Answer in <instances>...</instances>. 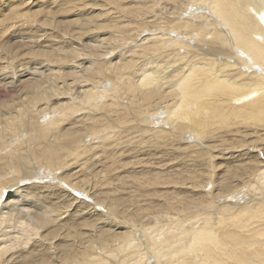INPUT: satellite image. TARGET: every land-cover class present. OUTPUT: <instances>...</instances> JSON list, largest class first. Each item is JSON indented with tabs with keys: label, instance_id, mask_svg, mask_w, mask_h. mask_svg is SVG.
<instances>
[{
	"label": "bare ground",
	"instance_id": "6f19581e",
	"mask_svg": "<svg viewBox=\"0 0 264 264\" xmlns=\"http://www.w3.org/2000/svg\"><path fill=\"white\" fill-rule=\"evenodd\" d=\"M194 1L198 4L197 9L202 10L204 3V8L210 6L209 14L213 16L214 13L216 16L208 19L207 13V16L201 14L200 17L197 16L199 19L188 18L194 21L190 26L185 22L175 29H172L173 24L167 26L157 32L158 36L152 42L157 60L165 57L172 59V63H176L175 68L180 71L172 85V96L176 98L170 105L171 110L166 109L163 121L171 128L168 130L160 127V130L153 131L152 136L160 140L159 144L156 142L158 146H155L158 149L164 148L169 139L174 142L181 137L179 146L191 139L187 143L190 149L189 161L193 162H189L190 165L193 164L191 166L211 172L213 167L219 169L216 164L220 161L233 163L231 166L242 169L237 173L241 177L238 178L235 174V179L226 175L215 178V174L210 175V172L202 173V177L196 175L204 181L203 184L200 182L202 185L205 181L212 183L213 191L205 193V196L208 194V199L201 194L193 200L185 201L181 207L171 205L169 210V205L166 204L163 206L166 213L170 214L171 210H179L180 213L176 212L175 216L174 213H171L172 216L160 215L165 218L139 220L140 228L129 221L130 218L119 213L118 208L124 197L111 200L110 207L99 202L101 200L90 202L92 209L96 206L103 208L101 211L87 208L75 213L72 210L76 201L72 200L74 196L64 185L50 181L37 186L32 181L33 185L28 189L34 197L37 196L35 198L38 200H35L42 203L40 208L54 214V218L50 217L53 224L47 226L45 223L49 222L48 216L40 215V211L35 210L38 213L31 215L28 211L25 213L19 209L17 204L15 207V196L20 195L24 184H31L27 179L34 174V164H31L29 157H35V167L37 164L49 167L55 175L57 171L70 165L72 158H68L76 154L73 150L77 152L79 147L81 149L80 136L78 132L67 131L64 127L58 129V122L55 120L45 125L36 124L25 117L28 109L26 111L25 108L22 110L11 107L8 115L13 119L7 121V128L15 132L27 127L28 132L27 137L24 136V143L22 140V143H16L12 148L6 146V138L2 140L4 135L0 136V146H5L4 151L0 152V174L4 176L0 177L3 178L0 180V264H264V0H192L193 3ZM201 18L208 22L201 21ZM177 21L178 19L175 23ZM216 26L228 28L232 42L229 47L235 52L230 51L229 47L223 49L230 41L227 44L220 41L222 35L226 34L214 28ZM181 49L184 51L180 52ZM47 57L53 60L51 56ZM124 69L125 64H121L119 71L123 72ZM158 74L157 69L153 72L143 70L138 81L133 83L126 80L124 88L133 91L131 96H134V91H140L144 100L149 99L160 91L163 77ZM140 84L142 88L139 90L137 85ZM29 87L32 89L28 100L30 106L38 102L44 95V90H38L33 85ZM94 91L89 90L90 93ZM69 109L71 108L67 107L64 114ZM251 117L257 121L256 125L244 122L235 127V134L232 135L234 142L226 145L222 137H226V133L227 136L231 134L227 129L228 121L232 118L236 121ZM91 122V125L100 123L98 118ZM95 126L92 125L89 129L96 130ZM5 127L4 124L1 129L4 130ZM213 127L218 131L211 136L210 128ZM50 130L52 138L48 137ZM97 132L96 130L90 134ZM105 133L103 132L104 135L108 134ZM10 136L13 138V135ZM134 144H137L136 140ZM235 144L238 145L237 149L230 148ZM113 145L117 148L120 143ZM139 146L141 145L138 143L137 147ZM179 146L173 147L174 152ZM25 147L26 151L20 152ZM143 148L141 150H146ZM215 158L219 160L214 161ZM73 168L72 166L71 169ZM9 169L13 174L5 178ZM69 174L65 172V176ZM190 181L188 192L192 195L198 193H193L197 180ZM5 185L9 186L4 187ZM67 188L71 189L69 184ZM228 189L229 193L219 195L221 191ZM8 190L13 191L9 199L5 198ZM75 192L82 195L79 205H83L86 202L84 190ZM226 196L235 198L230 202L231 198ZM202 203L209 204L211 209H205V212L200 207L201 210L198 211L205 213L197 214L196 207L202 206ZM183 212H187V215ZM4 213L6 214L2 216ZM134 217L139 219L138 215ZM69 219L71 221L66 222ZM163 219L171 221L156 222ZM9 228L11 231L17 229L13 233L18 235L13 236ZM52 236L57 239L49 240Z\"/></svg>",
	"mask_w": 264,
	"mask_h": 264
},
{
	"label": "rangeland",
	"instance_id": "374dc122",
	"mask_svg": "<svg viewBox=\"0 0 264 264\" xmlns=\"http://www.w3.org/2000/svg\"><path fill=\"white\" fill-rule=\"evenodd\" d=\"M202 4L201 10L197 9V2L193 3L192 0H0V133H2L0 136L4 135L2 140L6 138V146L10 148L16 143L20 144L22 140L24 143L26 140L27 127L15 132L7 128L8 122L13 119L10 118L9 111L11 107H15L22 108V110L25 108L26 111L28 109L27 112L25 111V117L33 120L36 124L45 125L55 120L58 122V129L64 127L68 129L67 131L78 132L79 144L82 145L77 152L73 150V153L76 154L68 158H72L70 162L74 168L71 169L70 163L64 168L65 170L60 169L55 175L49 167L38 166V164L35 167V157H29L31 164H34L32 167L34 174H32V178L27 179L30 180L29 183L33 181L32 183L37 186H42L51 181L64 185L63 187L70 190V194L74 196L72 200L76 201L72 210V212L76 211L75 213L83 212L87 208L91 210L90 202L101 200L99 202L110 207L111 200L124 197V201L118 208L119 213L125 218H130L129 221L138 228H140L139 220L165 218L160 215L169 214L163 208L166 204L169 205V210L172 206L181 207L185 201L193 200L201 194L204 198H209L208 194L205 196V193L213 191L212 183L205 181L206 184L202 185L204 181H201L199 177L204 176L202 173L207 174L210 171L200 169L198 166H191L193 164L190 165L193 162L189 161L190 149L187 143L191 139L182 142L180 146L179 138L181 137H178L174 142L169 139L166 142L171 144L165 143L167 149L165 146L158 149L159 147L155 146H158L160 140L158 137L156 139V136H152L153 131L160 130V127L168 130L171 128L167 122L164 124L163 121L166 109L171 110L170 105L176 98L172 96V85L180 72L175 68L176 63H172V59L165 57L157 60L152 42L154 37L158 36L157 32L160 29L170 27L172 24V29L181 27L184 22L190 26L194 21L188 18L200 17L201 14L208 15V19H213L216 14L213 13L211 16L209 14L210 6L204 8L206 4ZM180 16L182 18H179ZM177 19L178 21L175 23ZM201 21L208 22L205 18H201ZM214 28H218L219 32L226 34L222 35L223 38L220 41L226 44L230 41L228 45L223 46V49L231 46V34L228 28L226 29V26L225 29L217 26ZM144 38L147 39L141 44ZM228 49L235 52L230 47ZM183 51V49L180 50V52ZM47 56H51L53 60ZM121 64H125L123 72L119 71ZM156 69L163 77L160 81V91L149 99L144 100L145 97L140 95V91H134V96H131L133 91H127L124 88L126 80L135 83L139 80L138 77L143 70L153 72ZM29 85L37 87L38 90H44V95L42 94L43 96L38 99V102L30 106L28 100L30 99L29 95H32V89ZM137 86L139 90L142 88L141 84ZM89 90H95L96 93L95 91L90 93ZM67 107L73 109L67 110L68 116L64 114ZM96 118L100 121L99 125L96 123L92 125H96L94 128L98 132L91 135L90 133L96 130L89 129L92 126L90 123ZM252 119L251 117L247 120L235 121L233 118L229 120L227 129L231 131V134L227 136L226 133L224 135L226 137H222L223 142L226 145L234 142L232 135L235 134V127H239L240 124L245 122L256 125L257 121ZM4 124L10 132L4 128V130L1 129ZM51 130L48 137L52 135ZM217 131L216 127L210 128V135L212 136V133ZM103 132L104 134L108 132V134L104 135ZM10 134L13 135V138ZM108 135L109 137H106ZM130 140L132 143H129ZM135 140L137 144L141 145L140 148L134 144ZM118 142L120 145L114 148L113 144L118 145ZM122 144L124 146H121ZM143 145L146 150H141ZM177 145L180 148L174 152L173 147ZM230 148L237 149L238 145H232ZM4 149L5 146L1 145L0 152H3ZM22 151L25 152L26 147L20 149V152ZM217 159L219 160V158ZM217 159L215 158L214 161H218ZM232 164L220 161L216 164L219 169L213 167L210 175L215 174V178L226 175L235 179L236 174L240 178L241 175L237 173L242 169L235 165L231 166ZM65 172L70 173L69 177L65 176ZM12 174L13 171L9 169L5 178ZM0 177L4 178L2 174ZM3 178L0 180L2 181ZM190 179L197 180L196 186L199 187L193 188V193L198 192L199 194L192 195L190 191L188 192V186L191 184ZM32 183L26 184V186L24 184L20 191L24 194L20 193L15 196V207L17 204L19 209L25 213L28 211L31 215H36L37 211H40V215L48 216L49 222L45 224L52 225L51 218H54V214L47 213L43 208H40L42 203L38 202V199L35 198L37 196L34 197L29 191ZM68 184L71 189L67 188ZM230 189L221 191L219 195L229 193ZM75 190H84L86 195V202L81 206L79 203L83 197ZM12 192L8 190L5 198L9 199ZM214 193L216 194V190ZM227 196L226 198H231L230 202H233L235 197L232 199L231 196ZM156 198L157 200H155ZM200 207L205 212L211 209L209 204L202 203V206L196 207L197 214L205 213L198 211L201 210ZM95 209L101 211L103 208L95 206L91 211ZM4 211L5 209H3ZM170 212L174 213V216L176 212L180 213L179 210ZM171 213L169 215L172 216ZM183 213L187 215V212ZM135 215H138L139 219L134 217ZM70 221L69 219L66 222ZM169 221L171 220L163 219L156 222ZM13 231L11 232L13 233ZM13 234L11 235L15 236L16 233ZM33 238L36 239L35 236ZM52 238L57 239L52 236L49 240Z\"/></svg>",
	"mask_w": 264,
	"mask_h": 264
}]
</instances>
